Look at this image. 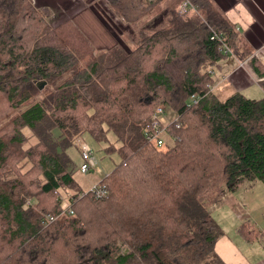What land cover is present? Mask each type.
<instances>
[{"label": "trees", "instance_id": "trees-1", "mask_svg": "<svg viewBox=\"0 0 264 264\" xmlns=\"http://www.w3.org/2000/svg\"><path fill=\"white\" fill-rule=\"evenodd\" d=\"M107 1L135 22L165 5L166 26L97 54L33 0H0V264H224L211 209L243 183L264 184V98L221 101L207 86L222 60L252 53L214 0ZM185 1L196 10L181 12ZM158 105L176 118L163 149L144 136ZM110 132L120 163L105 196L84 193L68 150Z\"/></svg>", "mask_w": 264, "mask_h": 264}, {"label": "crops", "instance_id": "crops-1", "mask_svg": "<svg viewBox=\"0 0 264 264\" xmlns=\"http://www.w3.org/2000/svg\"><path fill=\"white\" fill-rule=\"evenodd\" d=\"M71 1L34 0L35 4L49 8L56 17H64V13L69 12L71 18L83 21L84 25L88 26L89 22L93 27L91 30L98 33L100 40L115 46L111 44L110 30L99 20L91 6H86L84 3L73 5ZM214 1L230 24L236 31L238 30L242 43L251 49L252 55L244 62L238 61L232 55L222 60L219 67L214 70L212 92L221 101L236 93L249 99H263L264 90L260 83L264 81V77L254 70L251 59L257 61L264 71V0ZM87 37L97 42L90 32ZM95 45L102 47L99 43ZM211 213L221 229L215 252L224 264H264V184L262 182L253 184L246 182L236 191L226 193L222 202L212 207ZM247 223L255 228V234L248 235L242 231L243 225Z\"/></svg>", "mask_w": 264, "mask_h": 264}, {"label": "rangeland", "instance_id": "rangeland-1", "mask_svg": "<svg viewBox=\"0 0 264 264\" xmlns=\"http://www.w3.org/2000/svg\"><path fill=\"white\" fill-rule=\"evenodd\" d=\"M78 3L81 4L84 3L86 6H91L93 12L96 14L99 20L110 30L109 34L110 36H112L111 44L116 45L117 43L126 51H128V49L133 48L135 46V44L137 43V33L142 28L145 29L147 28V30L151 31L166 26L165 21L157 23L161 19L162 15L166 12L164 8L165 5L143 16L137 14L133 18H137V16L140 17L135 22L133 20L131 21V19L128 18L124 19L123 17L118 15V13L109 5L107 0H72L71 1V4L73 5H76ZM34 5L39 10H41V12L44 13V16L49 20L52 27L57 28L64 36H70L78 31L81 32V34L85 37V39L91 42V44L96 48L97 54L106 53L108 52L109 49L114 47V45L110 46L109 42H104L103 40H100L101 37L99 38L98 33L95 30H91V28L93 27L89 22H88V26H86L84 25L83 21L71 18V15L69 16V12H65L64 17H60V16L56 17L52 13V11L49 10V8H47L46 6L35 4V2ZM106 13L108 15H106ZM84 31L87 34V36L88 33L90 32L93 38L97 40V42L91 39L90 37H87ZM98 43L101 44L102 47L95 45ZM243 48L246 49L244 44H243ZM248 49L251 51L250 48ZM80 65L83 64L81 63ZM40 99H41V95L39 97L37 96V100ZM166 110L168 112V119L171 124L175 119V116L171 113L169 109L166 108ZM80 138H82L83 141L90 148L92 152V157L95 161V166L87 174H82L79 170L80 166L82 165V158L76 145L75 147L68 150V155L71 157L73 164L77 166V171L74 174L75 182L77 183L79 189L82 192L87 193L92 189H94L95 187H97L104 180V178L110 175L115 169V167L120 163V156L118 152L117 151L109 152V148L113 146L114 148L119 149L121 145L117 142L116 136L111 132L108 133L107 140L101 142L97 141L91 134L88 133L84 134L83 137H79V139ZM75 193L76 191L72 189L62 191L64 197V200L62 201L64 208H67L69 206V198L71 199L72 195Z\"/></svg>", "mask_w": 264, "mask_h": 264}, {"label": "built area", "instance_id": "built-area-1", "mask_svg": "<svg viewBox=\"0 0 264 264\" xmlns=\"http://www.w3.org/2000/svg\"><path fill=\"white\" fill-rule=\"evenodd\" d=\"M188 10H196V7L191 5L188 1H185L181 6L180 11L186 12ZM212 39L218 40L222 43V52L224 54L226 55L232 54L226 43H224V35L222 33L221 34L214 33ZM209 74L211 76H214L215 72L213 70H210ZM207 88L212 91L213 85L208 84ZM199 100L200 97L198 95H193L189 98L187 105L192 106L194 104H197ZM173 121H176V118ZM169 124L170 121L168 119V112L166 110V107L162 105L156 106L153 115V121L151 122L149 128L144 133L145 139L154 146L163 149L166 145L165 138L169 132L168 131ZM77 145L80 150V154L82 158V165L80 166L79 170L82 174H87L95 166V161L92 157V152L82 138L78 139ZM91 192L94 193L97 197L106 195V189L102 185V183H100L97 187L92 189ZM66 212L68 213V215L74 214L72 209H68L66 210Z\"/></svg>", "mask_w": 264, "mask_h": 264}]
</instances>
